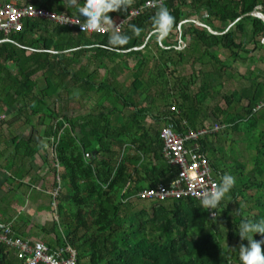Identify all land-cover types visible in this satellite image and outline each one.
<instances>
[{
  "label": "trees",
  "instance_id": "trees-1",
  "mask_svg": "<svg viewBox=\"0 0 264 264\" xmlns=\"http://www.w3.org/2000/svg\"><path fill=\"white\" fill-rule=\"evenodd\" d=\"M3 1L25 5L23 0ZM64 3L66 0L31 1L38 9L83 20L78 4L66 7ZM161 3L175 17L162 43L151 31V17ZM257 6L264 13V0H152L151 4L132 0L130 15L122 10L110 13L115 22L129 15L121 26L130 36L122 51L106 47L109 33L79 31L38 17L25 18L20 32L5 35L0 31V126H11L12 121L1 119L5 114L31 127L29 137L0 134V189L3 184L10 186L0 195V203L22 206L19 191L25 186L37 191L43 176L34 174L39 168H34L33 161L50 147L54 158L44 160V165L54 175V187L60 194L55 199L60 223L39 227L57 238L46 241L49 247L71 244L79 253V264H241L239 223L245 217H264V202H256L252 193L253 189L264 191V154L247 169L237 156L224 163L223 146L214 142H226L223 136L200 139L203 150L212 156L214 170L219 157L222 175L230 173L236 178L216 218H210L209 211L194 199L157 202L138 209L130 199L172 174L163 156L160 135L164 124L178 126L187 120L191 128H202L213 116L216 122L240 120L257 128L260 119L247 116L264 99L261 69L249 70L250 84L225 96L229 108L233 100H248V110L211 112L205 105L213 92H220L224 75L230 78L233 62L247 61L250 56L256 64H264V21L250 14ZM197 21L222 33L212 34ZM214 21L223 26L215 27ZM130 23L140 31L133 34ZM181 41L186 47L178 49ZM221 48L230 52L223 61L215 55ZM129 59L135 60L133 67ZM188 65L194 69L190 77L179 72ZM125 71L132 74L130 88L145 90L152 100L150 106L123 91L119 77ZM195 85L197 97L192 94ZM90 101L93 106L82 114ZM156 103L164 104L165 109L176 103L181 112L176 115L167 109L155 115L151 108ZM73 105L81 112L70 117L65 112ZM150 119L154 125H148ZM42 127V137L35 139L34 133ZM233 129L238 131L239 125ZM237 152L241 155L239 148ZM11 205L0 209V222L10 226L14 238L34 237L27 231L31 218ZM255 238L264 239V234L257 233ZM0 264H20L15 251L2 243Z\"/></svg>",
  "mask_w": 264,
  "mask_h": 264
},
{
  "label": "clouds",
  "instance_id": "clouds-1",
  "mask_svg": "<svg viewBox=\"0 0 264 264\" xmlns=\"http://www.w3.org/2000/svg\"><path fill=\"white\" fill-rule=\"evenodd\" d=\"M151 2H152V0H148L149 4H151ZM131 3H132V0H83L82 3H79V0H66V3H64V4L66 5V7L68 4H73V5L78 4L77 11L79 12L80 16L83 17V20L77 19L75 22L80 24L82 31L103 32L105 30V28H108L109 29V36H108V44L106 45V47H109L110 49H115L116 51H122L123 50L122 46L125 45L127 43V41L130 39L129 33L126 31H122L121 26L125 21H127L129 19ZM262 9L263 8H261L260 6L259 7L257 6L255 8V10L252 11L250 14L252 16L258 17L264 21V13H263ZM121 10L123 12L129 13V15L127 16V18L122 23L117 25L115 20L113 19V17L110 15V13L113 11H121ZM254 13H256L257 15ZM119 20H121V19H119ZM174 22H175V17L173 16L170 9L167 7L166 4L161 3L157 7L155 13L151 17L152 34L157 38L167 36V34L172 30ZM217 22L221 23L220 21H217ZM197 24L199 26H201L202 28L207 29L212 34L219 35L222 33V32L215 31L213 28H211L210 26H208V25H206L200 21H197ZM221 24H223V23H221ZM222 26L223 25H221L217 28H221ZM230 27H231V25L228 27V29ZM129 28L131 29L133 34L138 33L140 31L139 26L134 24V23H130ZM263 42H264V38H263ZM181 44H182V46L178 47V49H183L184 47H186L185 42L181 41ZM248 48H250V45L248 46ZM222 50L226 51L223 48H221L217 51H222ZM226 52H229V51H226ZM251 56L256 57L255 54H252ZM249 60H253V59L250 58V56H249ZM235 62H233V64ZM258 64H260V63H258ZM258 64H255V66H257ZM248 71H247L246 75H242V78H244V80L247 81L246 85H244L243 87L250 84V81L247 79L248 74H249ZM241 89L236 90V91H240ZM232 92H230L229 94H225L223 96V99L225 100V96L230 95ZM192 94H193V92H192ZM193 96L197 97V93L193 94ZM227 103H228V101H227ZM233 104L238 105V107L235 106L236 111L233 110ZM249 106H250V103L248 100H242L241 102H235V100H233L231 108H229V104H228V107L226 109H222L220 107H215L214 111H217L218 109L219 110H229L230 112H233L236 114V113H240L241 111L248 110ZM172 107H174L175 109L172 110ZM167 109L171 113H174L176 115H178L181 112L176 103L171 104L169 107H167ZM157 116H160V115H157ZM251 117H256V118L260 119L258 125L256 126L257 127L256 129L250 128L249 126H247L244 122H242L240 120H237L236 122H228V123L221 122L220 123V122H218V121L216 122L210 118H209V122L205 123L206 126H204L202 128H195V129L191 128L188 125L187 120H182L178 126L173 124V123H166L163 125V127H165L166 125H173V127L176 129L177 133H179L181 136H185L186 134H188L190 132L204 131V133H202V135L199 136V138L197 140H190L188 142V145L193 146L195 142H198L199 147H200V152L204 154V156L206 157V159L209 163V167H210V171H211V178H212V181L214 183H213L212 187H210L207 191H205L203 193L200 200L195 199V198H191V197H185V198H180V199H194L196 201H199L201 206L205 210L209 211L210 218H216L219 215L218 210H219V206L221 204V201L225 198V195L227 193H229L230 190L232 189V187L235 185L236 178L234 175H232L230 173H224L222 175V172L220 170L221 167H220V165H218L219 159H220L219 157H218V162L216 163V170L217 171L214 170L213 165L210 161V159L212 160V156L209 152L206 153L203 150L200 139H204L205 136H208L209 139L213 140L212 135L218 134L220 131L223 130V132L221 134H219L220 136L227 137V138H225L226 140H230L231 143H235L238 146L239 145L246 146L247 155L245 157L244 163L247 165V169H251L252 167H254L255 162H253V161L258 156H260L261 154H264V121L261 120V118L264 117V99L260 100L259 102H257L256 104L253 105V107L251 109V113L247 116V119H250ZM221 118H222V116H221ZM176 119H178V116ZM152 120L154 121V119H152ZM165 122H166V120H165ZM236 124L239 125L238 131H234V129H233ZM181 129H183V131ZM214 139H215V137H214ZM214 142H217V141L215 140ZM217 145L223 146L222 153L226 157L228 153H227V150L225 148V144L223 142L222 143L217 142L216 146ZM237 150L238 149H235L232 147L230 152L232 154L236 155L238 158H240V155L237 152ZM50 152H51V159H48V160H52L54 158L53 157L54 153H53L52 148H50ZM223 154H218V155L223 156ZM163 156H164V161L167 163V165L173 169L171 176H168L164 181H162V183H160L156 187L150 186V187H147L145 189L139 190L136 193V195L130 199V201L132 203L134 202L135 208H136V205H139L140 203L144 204V202L150 203V205L152 203H157V202H159V203L164 202L166 204H170V202H172L174 200H178L175 198H166V199L161 200V199H158L155 197H149V196L142 197V194L149 192L151 190H157L161 186H170L178 177V169L176 167L171 166L168 163L167 159L165 158L164 147H163ZM236 156H234V157H236ZM225 162L226 161H224V163ZM249 164L252 167L249 168L248 167ZM57 168L59 170H61L60 169L61 166L58 163H57ZM45 170L47 172H49L48 167H46ZM52 178H53L52 179L53 188H55L54 187V183H55L54 175H52ZM170 187H172V185ZM53 188H52V192H48L44 188L43 189L41 188V189L43 190V192H47V194L52 196L51 204L54 206V209L53 210L51 209V205H50V209L54 214V221L53 222L60 223V220L58 217V212H57V203H55V199L57 197H59L60 194L58 193V188L55 190H53ZM54 191H55V194H54ZM252 193L256 197L254 199L256 202H260V201L264 202V191L260 192L256 189H253ZM150 205H148L146 207H141V208H149ZM250 205H252V204H250ZM130 218L132 220H134L135 225L138 224L137 220L134 216H131ZM50 225L51 224H48L47 226H50ZM237 232H238L239 237L242 241L241 244L239 245V259L241 261V264H264V248H262V244H264V239H256L255 238V235L257 233L264 234V217H261L258 219L245 217L244 219H242L240 221ZM17 238H21L23 240H28L31 243L41 242V243L45 244L50 250H55L57 247H61V246H64V247L69 246L77 252L76 264H79V261H78V256H79L78 254L79 253H78L77 249L75 247H73L71 244H64V245L57 244L56 247L51 248L47 245L46 242H44L41 239L31 240L32 238H23L20 236ZM53 240H57V238H55V236H54ZM244 240H247L246 244L243 243ZM19 263L22 264L20 260H19Z\"/></svg>",
  "mask_w": 264,
  "mask_h": 264
},
{
  "label": "built area",
  "instance_id": "built-area-1",
  "mask_svg": "<svg viewBox=\"0 0 264 264\" xmlns=\"http://www.w3.org/2000/svg\"><path fill=\"white\" fill-rule=\"evenodd\" d=\"M25 5L18 6L11 2L0 0V31L5 35L23 30L25 18H44L53 22L76 27L79 31L82 28L77 19L66 14H57L45 9H38L31 4L32 0H23ZM136 14L131 11V15ZM124 19L119 20V25ZM86 32V31H84ZM92 33V32H90ZM107 34L109 29L103 32ZM175 108L172 107V110ZM201 132H190L185 136L177 133L173 125H166L161 131L160 137L164 142V154L168 163L178 169V177L170 186H161L157 190H151L142 194V197L185 198L191 197L200 200L203 193L213 185L209 163L203 153L200 152L198 142L189 146L190 140H197ZM10 226L0 222V243L15 251L16 257L22 264H76L77 252L71 247L61 246L50 250L41 242L31 243L28 240L13 237Z\"/></svg>",
  "mask_w": 264,
  "mask_h": 264
},
{
  "label": "rangeland",
  "instance_id": "rangeland-1",
  "mask_svg": "<svg viewBox=\"0 0 264 264\" xmlns=\"http://www.w3.org/2000/svg\"><path fill=\"white\" fill-rule=\"evenodd\" d=\"M183 8H184L185 12H188V7L187 6H184ZM118 21H116V23ZM214 25L216 27H219L222 24L218 23L217 21H214ZM185 46H186V44H185ZM215 54L221 60H225L230 55L229 52H226V51H223V50L222 51H216ZM255 64H256L255 59H253V60H248V61L239 60V61H236L232 65L233 68H232L231 71H229L230 78H227L224 75V77L222 79L223 87L221 88L220 92H213L211 94V99L207 100V102L205 104V105H207L209 107V110L211 112L214 111L215 107H220L222 109H226L228 107V103H227L226 100L223 99V96L225 94H229L233 90H239L244 85H246L247 81L244 80V78H242V75H246L248 70H252L254 68H259V69L264 71V64L260 63L257 66H255ZM224 70H225V68H224ZM179 72H181L186 77H190L193 74L194 69H192L188 65L185 69H182ZM102 75H104L103 71L101 72V76ZM131 75H132L131 72L125 71L119 77V82H120V85H122L123 91H127V96L128 97L135 98L136 100H134V101H137L140 104L146 102V104L148 106H150L152 100H150V97L145 92V90L135 91L133 88H130L131 83H132V79H133ZM172 84H174L173 80H172ZM197 89H199L198 85H195V86L192 87L193 94H196L198 92ZM91 103H92V101H90L87 104V107H86L85 110L82 111V114L87 113V110L91 109V106H93V104H91ZM156 106H158V108H155ZM156 106L151 108V111L154 114H157L159 111L161 113L164 110H166L165 109L166 106L164 104H162V103H156ZM235 106L238 107V105L237 104H233V110L234 111H236ZM80 112L81 111L78 110L75 105H73V108H71L68 112H65V113H67L70 117H74V116L80 115ZM209 118L214 120L213 116H210ZM1 119L3 121L5 120L4 122H7V123L9 121H12V123H11L10 127H5L4 129L1 128V126H0V132L2 131V133H0V134L8 135L9 137H11L12 135H17V136H20V137L21 136L22 137H29L31 135V127L24 126L22 120L14 122L13 118L11 116L5 115V114L1 115ZM147 123H148V125H154L155 124V122L152 119H150ZM222 132H223V130L220 131L218 134H221ZM43 133H44V127L38 129V132L34 133V138L40 140V138L42 137ZM45 138L46 137H43V141L45 143H47L48 140L45 139ZM225 138H227V137L222 138V140H225ZM223 143L225 144V148H226L227 153H228L227 156L225 157L226 163L233 162V158H234V156H236V155H233L230 152L232 147L235 148V149L239 148V152H241L240 160L242 161V163L245 162L246 146H241V145L238 146L235 143H231L230 140H227L226 142H223ZM216 144H217V142H216ZM12 149L13 148L10 147V150H12ZM40 155H42V157H44V158L51 159L50 148L47 147L46 150H42L40 152ZM39 159H41V158H39ZM38 163L41 164V161L39 160ZM46 167H48V165L47 166L43 165V168L46 169ZM248 167L250 168L252 166L249 164ZM226 169H228V168H226ZM42 174H44V176H45L44 172H42ZM25 180H26V182H29V180H27V179H25ZM50 183H51V181L48 180V183H47L48 187L45 184L43 186V188L46 189V191L50 190L52 192L53 185L50 184ZM38 184L39 183H37V185ZM2 186H3V188L0 189V195L7 193L8 189L10 188V186L8 184H3ZM55 189L56 188H53V190H55ZM19 194H20V198L22 199L20 201L24 203V204H22V206L17 204L16 202H14L13 204L10 202L12 205L11 204L8 205L7 203L2 202V203H0V209L4 210V209L8 208L11 205L12 209L14 211H16L17 213L18 212H22L23 214L30 216L31 224L28 227V230L31 233H34L33 234L34 237H32V239L34 238L35 240H38V238H39V239H41V240H43L45 242L46 241L48 242L50 239L53 240V237L55 236L54 234L46 235L39 229L40 226L51 224L54 221V214L51 211V209L52 210L54 209V206L51 204V202H52L51 196L49 194H47V192H43V190L41 188H38V191H36L34 189H31L28 186L23 187L19 191ZM54 194H55V191H54ZM16 197H17V193H16V196L14 198H12L10 196L9 200L16 199ZM49 205H51V209L49 208ZM148 205H150V203H146V202H144V204L140 203L139 205H136V209L141 208V207H146ZM13 210H11V212H13ZM57 234H60V228L59 227H58Z\"/></svg>",
  "mask_w": 264,
  "mask_h": 264
},
{
  "label": "crops",
  "instance_id": "crops-1",
  "mask_svg": "<svg viewBox=\"0 0 264 264\" xmlns=\"http://www.w3.org/2000/svg\"><path fill=\"white\" fill-rule=\"evenodd\" d=\"M261 8H262V6H260ZM193 19V18H192ZM182 23H184V21L182 22ZM162 39H163V37H161V38H159V42L160 43H162L161 41H162ZM128 62H130V65H131V67H133V65H134V63H135V60H133V59H129L128 60ZM39 158H41V159H39ZM41 161V164H39L38 163V161ZM44 160H48V158H44V157H42V155H40V154H38L36 157H35V159H34V161H33V166H34V168H39V171H34V173H35V175H40V176H43V179H41L40 180V182H39V184L37 185V191H38V188H42L43 189V186L46 184V186H47V183H48V180H50L51 181V183L50 184H52V175H51V173L50 172H47L46 170H45V168H43V164H44ZM33 168V169H34ZM42 172H44L45 173V176H44V174H42ZM3 178V176L1 175V173H0V181H1V179ZM27 180H29V178L27 179ZM53 185V184H52ZM48 187V186H47ZM48 192H51L50 190L48 191ZM32 208V207H31ZM30 217V216H29ZM27 231H29V230H27ZM57 241V240H56Z\"/></svg>",
  "mask_w": 264,
  "mask_h": 264
},
{
  "label": "water",
  "instance_id": "water-1",
  "mask_svg": "<svg viewBox=\"0 0 264 264\" xmlns=\"http://www.w3.org/2000/svg\"><path fill=\"white\" fill-rule=\"evenodd\" d=\"M254 14H256V13H254ZM257 15V14H256Z\"/></svg>",
  "mask_w": 264,
  "mask_h": 264
}]
</instances>
